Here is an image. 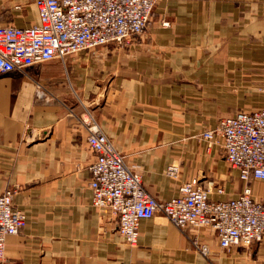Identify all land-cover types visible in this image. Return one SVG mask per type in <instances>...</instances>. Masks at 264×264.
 I'll use <instances>...</instances> for the list:
<instances>
[{"label":"crops","instance_id":"1","mask_svg":"<svg viewBox=\"0 0 264 264\" xmlns=\"http://www.w3.org/2000/svg\"><path fill=\"white\" fill-rule=\"evenodd\" d=\"M6 23L37 24L34 0H0ZM263 106L264 0H158L127 44L0 74V194L14 189L12 205L26 216L6 238L4 264H264V235L222 248L210 227L181 230L160 214L141 219L136 244H126L117 217L91 203L95 154L84 125L93 117L158 199L197 177L211 200L237 197L248 183L264 201V180H241L199 136ZM170 163L176 177L166 174ZM192 236L208 245L206 256Z\"/></svg>","mask_w":264,"mask_h":264},{"label":"built area","instance_id":"2","mask_svg":"<svg viewBox=\"0 0 264 264\" xmlns=\"http://www.w3.org/2000/svg\"><path fill=\"white\" fill-rule=\"evenodd\" d=\"M156 1L34 0L37 24H0V74L55 59L63 61L78 51L109 43L127 44L149 22ZM35 96H46V87L39 81H35ZM84 123L87 145L95 154L88 165L91 203L117 217L118 233L129 246L137 242L140 220L155 214L181 230L210 227L222 248L262 239L264 201L252 196L247 182L264 180V106L222 117L200 133L202 139L219 146L226 163L247 183L237 197L219 201L209 199L208 189L197 177L181 184L169 199L156 198L95 119L90 116ZM178 171L176 163L166 167L171 177ZM13 193L14 189L7 188L0 194V264H4L6 238L16 235L26 223L25 213L12 205ZM189 240L194 250L208 254L206 243L196 236Z\"/></svg>","mask_w":264,"mask_h":264},{"label":"rangeland","instance_id":"3","mask_svg":"<svg viewBox=\"0 0 264 264\" xmlns=\"http://www.w3.org/2000/svg\"><path fill=\"white\" fill-rule=\"evenodd\" d=\"M157 1H158V0H157ZM157 1H156V2H157ZM154 5H155V4H154ZM153 7H154V6H153ZM152 14H153V9H152ZM151 16H152V15H151ZM150 18H151V17H150ZM164 21L167 22V26H168V21H167V20H164ZM161 22H162V21H161ZM161 22H160V24H161ZM161 25H162V24H161ZM139 35H140V33H139L138 35L133 36L132 39H134L135 37H137V36H139ZM204 130H205V129H204ZM204 130H203V131H204ZM199 136H200V134H199ZM200 137H201V136H200ZM125 158H126V156H125ZM170 164H171V163H170Z\"/></svg>","mask_w":264,"mask_h":264}]
</instances>
